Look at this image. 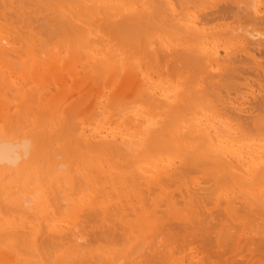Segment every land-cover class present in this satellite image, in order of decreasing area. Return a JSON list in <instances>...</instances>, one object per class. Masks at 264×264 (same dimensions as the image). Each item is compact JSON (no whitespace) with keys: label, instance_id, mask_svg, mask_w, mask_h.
<instances>
[{"label":"bare ground","instance_id":"bare-ground-1","mask_svg":"<svg viewBox=\"0 0 264 264\" xmlns=\"http://www.w3.org/2000/svg\"><path fill=\"white\" fill-rule=\"evenodd\" d=\"M235 1L0 0V264H264V11Z\"/></svg>","mask_w":264,"mask_h":264},{"label":"rangeland","instance_id":"rangeland-1","mask_svg":"<svg viewBox=\"0 0 264 264\" xmlns=\"http://www.w3.org/2000/svg\"><path fill=\"white\" fill-rule=\"evenodd\" d=\"M242 1V0H241ZM240 0H238V1H235L234 2V4L233 5H235L236 6V3H239V5L241 4L240 2H241ZM250 1V0H249ZM243 4V3H242ZM246 4H248V2L246 3ZM256 4H258V5H260L261 4V6L262 7H264V2H261L260 0L258 1V2H256L255 3V5ZM238 5V6H239ZM243 6H245V3H244V5ZM237 7V6H236ZM261 7V10L262 11H264V8H262ZM242 8V7H241ZM234 9H235V7H234ZM239 9V8H238ZM237 9V10H238ZM236 10V9H235ZM262 14H264V13H262ZM232 18V20L234 19L233 17H231ZM231 18L229 19V17L226 19V20H223L224 21V23L227 21V23H231L232 22V20H231ZM223 21H221V23L223 22ZM216 22V23H215ZM214 22V24H220V21H215ZM232 23H234V22H232ZM223 45V44H222ZM230 49L231 50H234L235 51V49H236V47L233 45V48H232V46H230ZM171 53H175V52H173L172 50L170 51V54ZM176 53H178V60H180V58H182V54H181V52L180 51H176ZM176 53L175 54H173V57H177V56H174V55H176ZM181 56V57H180ZM173 59H177V58H173ZM182 61V60H181ZM184 61V60H183ZM182 61V62H183ZM187 65V64H186ZM81 66V67H80ZM192 67H195L196 68V66H192ZM79 70H81L82 72L79 74V76H81V75H83V76H81V77H79L80 79H78L76 82L74 81V80H72V79H68V77H66L67 79H66V81L68 80V84H70V89H71V91H70V93H69V100L72 98V96H73V98L74 99H71L72 101H74L73 103H72V101L70 102L71 103V105H73V106H71V107H69L70 108V110L69 109H67V115L68 116H74V114H77L74 118H76L77 116L78 117H81L82 115V119L84 118V116H87V117H85V118H90V117H93L94 116V114H93V112H92V110L94 109V108H96V104L97 103H95V101L96 102H98V100L100 101L102 98H101V96L99 95V93L101 92V91H103L104 92V90L107 92L108 90H106L105 88H103L104 86H105V84H106V81H107V79H106V73L105 72H103L104 70L99 66V67H96L95 68V70H96V75H98L99 77L100 76H104L103 78V80L102 79H100V83L98 82L99 81V78H98V81H96L97 82V84L96 83H93L92 82V80H91V78L90 77H88L87 76V72L85 73H83V71L84 70H82L81 68H82V65H79ZM195 68L194 69H192L193 71L195 70ZM102 69V70H101ZM98 71H100V73H102V74H100ZM98 73V74H97ZM103 73H105V74H103ZM192 74H195L194 72H191ZM89 75V74H88ZM120 75H122V73H119L118 75H117V77H116V79L118 78V76L120 77ZM88 78L91 80V81H89L88 80ZM102 78V77H101ZM114 78H115V76H114ZM114 78H112L113 80H114ZM106 79V80H105ZM138 79V78H137ZM83 80V81H82ZM85 80H87V81H85ZM113 80H111L112 82L111 83H113ZM85 81V82H84ZM103 81H104V84H103ZM116 81V80H115ZM176 81H179V77L177 76V74H173V72H172V82H176ZM72 82V83H71ZM81 82V83H80ZM80 83V84H79ZM109 83H110V81H109ZM136 83V84H135ZM73 84V85H72ZM77 84H78V86H77ZM82 84V85H81ZM92 84V85H91ZM93 84H96V87H95V85L93 86ZM99 84V85H98ZM177 87H179L178 89H180V87L182 86V84H181V82H177ZM76 85V86H75ZM103 85V86H102ZM112 84H110V86H111ZM130 86V87H128V86ZM137 85V82H135V80H132V82H128L127 84H126V87H125V85H124V87H121L120 86V92H119V95H118V97L120 96V98H121V96L122 95H124L125 96V98H121L123 101H126V99L128 100L129 99V97H130V95H131V93L133 92L132 90H134V88L136 89V86ZM74 86V87H73ZM133 86V87H132ZM83 87V88H82ZM97 87L98 88H100L99 90H100V92H99V90H97ZM131 87H132V89H131ZM72 88H73V90H72ZM123 88V89H122ZM91 91V92H90ZM95 91H97V93H96V95H95ZM74 93V94H73ZM84 93V94H83ZM128 93V94H127ZM94 94V95H93ZM125 94H127V96L125 95ZM71 95V96H70ZM81 96V97H80ZM124 96H122V97H124ZM127 97V98H126ZM89 102V103H88ZM69 103V104H70ZM87 103V104H86ZM91 103H93V104H91ZM99 104V103H98ZM97 104V105H98ZM85 106V107H84ZM82 108V109H81ZM84 109H86V110H84ZM90 110V111H89ZM16 111V109H14V111L12 110L11 112H12V116L11 117H13V119H11V120H13L14 121V112ZM77 111V112H76ZM89 111V112H88ZM87 112V113H86ZM91 112V113H90ZM14 115V116H13ZM89 116V117H88ZM77 119V118H76ZM79 120V119H78ZM12 121V123H14ZM105 131L106 130H102V132L103 133H105ZM121 138H123L122 136H120L118 139L120 140ZM122 140V139H121ZM145 144L144 143H142L141 145H140V150L142 149V147L144 146ZM61 159H63L62 157H60V158H57V162H56V164L59 166H57L58 167V169H59V171H60V173L61 174H65L64 172H66V170L64 171V169L61 167V162H62V160ZM58 161H59V163H58ZM64 171V172H63ZM11 261H13V260H11ZM10 264H11V262H10ZM12 264H13V262H12ZM15 264V263H14Z\"/></svg>","mask_w":264,"mask_h":264}]
</instances>
